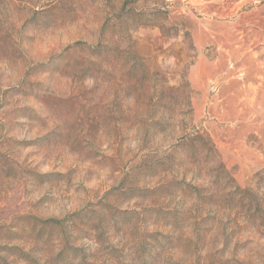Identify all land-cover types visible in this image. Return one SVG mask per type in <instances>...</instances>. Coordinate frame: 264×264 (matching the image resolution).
I'll list each match as a JSON object with an SVG mask.
<instances>
[{"label":"rangeland","instance_id":"1","mask_svg":"<svg viewBox=\"0 0 264 264\" xmlns=\"http://www.w3.org/2000/svg\"><path fill=\"white\" fill-rule=\"evenodd\" d=\"M0 264H264V0H0Z\"/></svg>","mask_w":264,"mask_h":264}]
</instances>
